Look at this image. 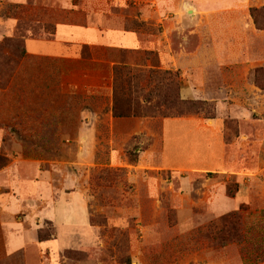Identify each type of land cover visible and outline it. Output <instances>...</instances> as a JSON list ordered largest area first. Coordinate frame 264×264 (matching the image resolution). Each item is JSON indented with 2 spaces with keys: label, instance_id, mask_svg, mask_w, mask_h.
Instances as JSON below:
<instances>
[{
  "label": "rangeland",
  "instance_id": "rangeland-1",
  "mask_svg": "<svg viewBox=\"0 0 264 264\" xmlns=\"http://www.w3.org/2000/svg\"><path fill=\"white\" fill-rule=\"evenodd\" d=\"M69 1L65 7L61 0H0V264L264 261V208L259 201L264 192V37L253 36L244 48L221 46L237 60L202 73L191 71L206 84V91L190 99L182 93L185 72L171 67V60L163 64L159 45L185 0ZM258 5L252 8L264 7ZM249 19L255 24L251 13ZM60 23L135 31L147 47L152 49L149 42L157 44L156 49L126 55L136 58L142 71H171V117L223 120L224 139L230 152L239 155L241 169L260 172L258 206L244 205L245 211L215 215L199 197L206 174L192 175L191 193L185 194L183 174L138 166L145 165L146 150L137 164H131L127 151L137 145L146 147L149 137L134 132V125L121 131L122 126L115 124L114 133L109 131V84L113 90V72L108 75L107 69L109 49L79 47L68 60L81 63L64 68L47 57L29 54V48L55 49L50 42L31 39H53ZM142 85L149 93L146 105L165 108L159 91L166 86ZM191 102L204 104L191 106ZM91 117L102 121L96 139L85 142L78 136ZM126 118L141 122L164 117ZM156 162L150 160L151 165ZM10 164L14 170L9 174ZM38 168L52 172L53 202L61 200L62 193L79 192L87 210L78 197L68 205L78 225L56 226L40 216L48 205L36 194L45 179ZM209 177L226 183L229 196L235 194V176ZM87 216L86 225L82 222Z\"/></svg>",
  "mask_w": 264,
  "mask_h": 264
},
{
  "label": "crops",
  "instance_id": "crops-1",
  "mask_svg": "<svg viewBox=\"0 0 264 264\" xmlns=\"http://www.w3.org/2000/svg\"><path fill=\"white\" fill-rule=\"evenodd\" d=\"M61 1L63 6H69V0ZM184 2L182 7H177L174 17L169 21L167 32H164L166 39L163 42L160 41L159 45L163 48L161 51L163 64L167 65L171 60V67L185 72L182 93L185 98L192 99L196 97V94L206 91V84L197 79L191 71L202 73L217 69L218 66H222V63L237 60L231 58L229 52L225 53L221 46L234 45L244 48L253 36L264 37V32H258L254 22L249 19L250 9L256 4L264 5V0H185ZM216 4L219 7L203 8V6ZM62 28L64 32H60ZM56 30L53 39H31L43 44L50 42L56 50L50 47L49 50L38 51L29 48L28 51L31 55L43 56L49 58L50 61L59 62L61 68L69 64L81 63L68 60L73 53L78 51L79 47L81 50L85 46L104 47L109 49L107 69L108 75L110 73L112 75L113 66L117 63L138 64L136 58L126 55L127 51L151 49L135 31L109 29L102 31L98 27L70 26L64 23L58 24ZM65 30L68 31L65 32ZM149 43L152 49H156L157 44ZM108 88L112 91L111 84ZM106 115L110 117L107 125L111 133H114L115 124L122 126L121 131H124L125 127L134 125L137 129L134 132L153 138V143L145 151L147 161H143L145 165H138L139 167L183 174L182 184L186 191L185 194L191 193L192 175L206 174L208 178L201 183L199 197L201 201L204 200L209 205L213 214L222 215L238 210L245 211L244 205L258 206L256 205V183L262 180H258L260 172L241 169L239 155L230 152L224 139L223 120L220 117L207 121L198 115H184L162 119L145 118L141 122H135L136 120L129 122L130 118L114 117L111 110ZM100 121H102L100 117H91L79 132L78 137L85 142L94 141ZM124 140L127 141V139ZM113 155L114 153L112 157ZM151 159H157L156 166L151 165ZM121 162L125 164L124 160ZM26 163L29 164V161L25 160L24 164ZM15 165L20 167L21 164L17 161ZM7 170L9 174L14 170L12 164L7 167ZM38 171L44 172L40 168ZM44 173V182L36 194L38 193L42 199L41 202L48 206L40 212V216L54 222L56 226L78 225L75 212L68 205L70 201L78 197L82 206L87 210L86 202L83 201L78 191L62 193V199L53 202L52 172ZM214 175L235 176L238 179L235 194L229 196L226 183L219 182L215 177H209ZM262 182L264 184V181ZM259 201L261 207L264 208V192L263 199ZM88 221L87 216L82 223L87 225ZM258 264H264V261Z\"/></svg>",
  "mask_w": 264,
  "mask_h": 264
},
{
  "label": "trees",
  "instance_id": "trees-1",
  "mask_svg": "<svg viewBox=\"0 0 264 264\" xmlns=\"http://www.w3.org/2000/svg\"><path fill=\"white\" fill-rule=\"evenodd\" d=\"M251 16L255 20L257 30H264V7L251 8ZM139 64L131 66L127 63H117L113 66V90H112V115L117 118L126 117H149L163 116L164 118L171 117V71H161L151 69L147 72L140 70ZM142 82L150 84L155 82L159 86H166L160 90L159 94L163 100L165 108L149 107L146 105L149 102L148 94L145 92ZM192 104V105H191ZM194 104V105H193ZM203 105V102H191V106ZM153 143V138L149 137V142L146 147L140 148L137 145L134 149L127 151V157L131 164L139 162L140 153L147 150ZM138 149V152H137ZM264 214V211H262ZM222 225V224H221ZM223 226H226L224 223ZM40 241L44 239L40 237Z\"/></svg>",
  "mask_w": 264,
  "mask_h": 264
}]
</instances>
